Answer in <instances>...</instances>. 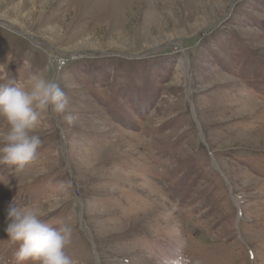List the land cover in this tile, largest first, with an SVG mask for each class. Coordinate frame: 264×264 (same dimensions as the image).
I'll return each instance as SVG.
<instances>
[{
  "label": "rangeland",
  "instance_id": "rangeland-1",
  "mask_svg": "<svg viewBox=\"0 0 264 264\" xmlns=\"http://www.w3.org/2000/svg\"><path fill=\"white\" fill-rule=\"evenodd\" d=\"M36 73L69 103L0 165V264L15 205L78 264H264V0H0L3 82Z\"/></svg>",
  "mask_w": 264,
  "mask_h": 264
},
{
  "label": "clouds",
  "instance_id": "clouds-1",
  "mask_svg": "<svg viewBox=\"0 0 264 264\" xmlns=\"http://www.w3.org/2000/svg\"><path fill=\"white\" fill-rule=\"evenodd\" d=\"M23 66H28V62L24 61ZM4 80L8 76L0 75V120L8 125L0 137V165L22 172L36 160L42 143L33 134L41 114H64L69 101L56 79L40 73L32 74L26 85ZM64 118L70 125L77 119L71 113ZM42 217L43 212L36 205L7 209L5 232L8 241L16 246L14 264H78L65 251L71 241V229L53 227Z\"/></svg>",
  "mask_w": 264,
  "mask_h": 264
},
{
  "label": "water",
  "instance_id": "water-1",
  "mask_svg": "<svg viewBox=\"0 0 264 264\" xmlns=\"http://www.w3.org/2000/svg\"><path fill=\"white\" fill-rule=\"evenodd\" d=\"M1 25L5 26V27H8L9 29L13 30L12 27H10L9 25H5V24H3V23H1ZM13 31H14V30H13ZM190 105H191L192 110H194V106H193V104H192L191 102H190ZM193 116L196 117V114H195L194 111H193Z\"/></svg>",
  "mask_w": 264,
  "mask_h": 264
},
{
  "label": "trees",
  "instance_id": "trees-1",
  "mask_svg": "<svg viewBox=\"0 0 264 264\" xmlns=\"http://www.w3.org/2000/svg\"><path fill=\"white\" fill-rule=\"evenodd\" d=\"M264 85V80L261 82ZM258 91L261 90V88H257ZM259 103H256V105H258Z\"/></svg>",
  "mask_w": 264,
  "mask_h": 264
},
{
  "label": "bare ground",
  "instance_id": "bare-ground-1",
  "mask_svg": "<svg viewBox=\"0 0 264 264\" xmlns=\"http://www.w3.org/2000/svg\"><path fill=\"white\" fill-rule=\"evenodd\" d=\"M253 67H254V66H253ZM254 75H255V74H254ZM254 77H255V80H256V79H257V78H256V75H255ZM244 80H245V79H243V81H244ZM254 82H255V81H254ZM243 115H244V114H243ZM232 117H234V116H232ZM261 152H262V151H261Z\"/></svg>",
  "mask_w": 264,
  "mask_h": 264
}]
</instances>
